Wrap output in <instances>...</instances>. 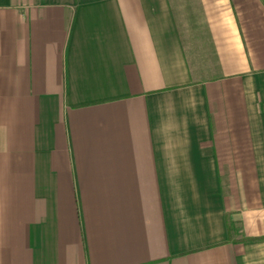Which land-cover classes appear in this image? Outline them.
<instances>
[{"label":"crops","instance_id":"crops-1","mask_svg":"<svg viewBox=\"0 0 264 264\" xmlns=\"http://www.w3.org/2000/svg\"><path fill=\"white\" fill-rule=\"evenodd\" d=\"M0 264H264V0H0Z\"/></svg>","mask_w":264,"mask_h":264},{"label":"rangeland","instance_id":"rangeland-1","mask_svg":"<svg viewBox=\"0 0 264 264\" xmlns=\"http://www.w3.org/2000/svg\"><path fill=\"white\" fill-rule=\"evenodd\" d=\"M210 72H211V71H210ZM205 73H209V71H208V70H206V71H205Z\"/></svg>","mask_w":264,"mask_h":264}]
</instances>
